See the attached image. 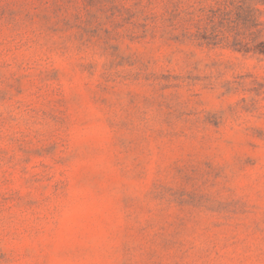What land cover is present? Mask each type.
<instances>
[{
  "label": "rangeland",
  "instance_id": "374dc122",
  "mask_svg": "<svg viewBox=\"0 0 264 264\" xmlns=\"http://www.w3.org/2000/svg\"><path fill=\"white\" fill-rule=\"evenodd\" d=\"M0 264H264V0H0Z\"/></svg>",
  "mask_w": 264,
  "mask_h": 264
}]
</instances>
